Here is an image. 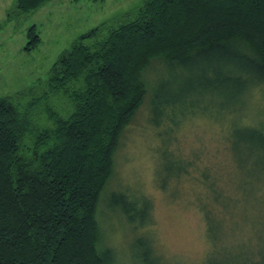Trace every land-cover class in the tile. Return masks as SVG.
Wrapping results in <instances>:
<instances>
[{"label": "trees", "instance_id": "obj_1", "mask_svg": "<svg viewBox=\"0 0 264 264\" xmlns=\"http://www.w3.org/2000/svg\"><path fill=\"white\" fill-rule=\"evenodd\" d=\"M49 1L15 0L14 12L28 15ZM29 37L27 51L40 44L35 27ZM257 89L264 93V0H145L81 35L60 54L43 91L25 102L0 99V264H117L99 209L120 139L149 94L155 127L179 126L198 111L228 118L233 161L257 174L264 127L241 120ZM163 153L168 180L187 172V163ZM109 206L136 227L149 224L148 199L112 192ZM144 239L155 252L151 239L137 242Z\"/></svg>", "mask_w": 264, "mask_h": 264}, {"label": "rangeland", "instance_id": "obj_2", "mask_svg": "<svg viewBox=\"0 0 264 264\" xmlns=\"http://www.w3.org/2000/svg\"><path fill=\"white\" fill-rule=\"evenodd\" d=\"M144 1L51 0L22 15L14 12L15 0H0V99L16 102L21 97L25 102L30 94L43 91L50 69L77 38L136 12ZM32 27L40 44L27 51ZM155 75L156 71L148 75L151 87ZM167 75L165 71L162 76ZM150 98L149 94L120 139L113 178L99 209L104 242L116 249L117 264H264L261 161L257 174L249 166L241 169L236 165L228 141V118L224 122L216 119L219 116L198 111L179 126L164 120L155 127ZM247 101L241 111L242 122L264 127V93L257 89ZM165 150L187 163V172L168 180L170 164L164 160ZM208 170L207 183L203 175ZM213 181L225 196L223 204L214 201L208 188ZM163 182L167 184L164 189ZM112 192L125 193L130 199H148L149 224L136 227L122 212L113 211L109 206ZM203 205L214 216L210 234L215 241L207 234ZM138 207L144 209L142 204ZM139 236L151 239L155 252L149 254L147 240L137 242Z\"/></svg>", "mask_w": 264, "mask_h": 264}]
</instances>
